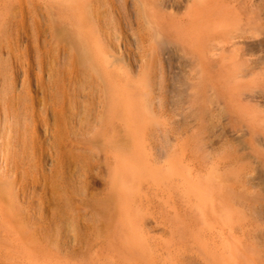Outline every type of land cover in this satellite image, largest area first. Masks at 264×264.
Instances as JSON below:
<instances>
[{
	"label": "rangeland",
	"instance_id": "1",
	"mask_svg": "<svg viewBox=\"0 0 264 264\" xmlns=\"http://www.w3.org/2000/svg\"><path fill=\"white\" fill-rule=\"evenodd\" d=\"M226 3L216 13L227 20L229 38L233 12L242 14L247 33L225 46L206 42L205 55L195 25L203 6L194 0H88L91 23L58 0H0V39L6 40L0 46V178L12 185L20 212L6 216L0 230V264H143L126 258L128 239L144 248L151 264H165V245L174 235H165L169 207L157 197V215L146 217L145 207L123 197L124 183L131 198L138 190V182L122 176L130 170L125 162L137 156L136 135L139 155L152 153L146 158L153 167L165 169L172 155L187 149L195 151L199 178L213 169L230 175V209L245 218L236 226L248 235L249 254L264 264V35L256 33L264 26V0ZM75 26L84 34L95 29L106 61L95 64L101 73L78 60ZM114 87L130 97V109ZM19 97L27 98L24 105ZM165 138L175 141L173 154L159 150ZM125 210L144 217L125 216ZM195 213L184 217L189 241L202 230ZM191 220L199 226L189 228ZM167 256L173 262L179 255Z\"/></svg>",
	"mask_w": 264,
	"mask_h": 264
},
{
	"label": "bare ground",
	"instance_id": "2",
	"mask_svg": "<svg viewBox=\"0 0 264 264\" xmlns=\"http://www.w3.org/2000/svg\"><path fill=\"white\" fill-rule=\"evenodd\" d=\"M58 1H61V3L67 5L74 13L76 12V14H74V13L73 14L77 16V18L79 19L80 22L85 21L87 18L90 19V17H93V16L89 15L90 14L89 12H91V15L93 13H92V10H90V6L88 5V0H58ZM194 1H196L199 5L203 6V9L200 13L199 20H198L197 24L194 23L195 25H197L198 34L200 37L199 41L196 42V45H197V47L201 53H205L207 51L206 50L207 49L206 48V42L209 43V42L217 41V44H219L220 46H225L226 44L231 43L233 41V39L235 42L236 39L244 38V36L246 35L247 32L243 28L244 26L242 23L243 22L242 14H240V13L238 14L236 12L235 13L233 12L232 14H230V20H232V24H230V26H231V30H232L233 34L232 35L230 34V38H229V36H228L229 29L227 30V28H226V26H228L226 23L227 20L225 21L224 18L219 17L218 16L219 14L217 15V13H216V7L218 8V7L222 6L223 4H225V2H227L229 4V2H232V0H194ZM198 7L200 8V6H198ZM195 8H197L196 5H195ZM198 11H199V9H198ZM242 11H244V10L242 9ZM238 12H239V8H238ZM72 18H74V17H72ZM195 18H197V17L195 16ZM191 19H193V17ZM90 20H91L90 23L93 22L92 19H90ZM86 24L89 26L87 21H86ZM260 27H261V29L258 28L256 33H260V34L264 35V29H263L264 26H263V28H262V26H260ZM79 28L80 29H78V26H77L76 29H78V30L75 31L76 33L78 32V34H79L78 39L74 36V38H76L74 40V48L76 50L77 58L80 62H83V64L86 63L87 65L91 66V68L93 66L94 70L96 69L95 72L96 71L99 72L100 69L95 68V64H97V66H99L98 63L104 62L103 64H105L106 61H105V54L103 53L104 50H102V45H100L101 43L99 44V40L97 38L93 39L92 34L96 35V32L92 33V31H95V29H93L92 31L90 30L89 34H84L82 32L84 27H83V29H82V27H79ZM224 28H226V30H224ZM221 29H223V33L225 35H220V33H222V32H220ZM85 31H88V30L85 29ZM217 32H219V34H217V36L215 38L209 37V35L212 37ZM235 32H236V34L234 35ZM161 34H162V40H160V41L165 42L166 40L165 39L163 40L165 35L163 34V32ZM207 37H209L210 39H207ZM197 39L198 38H196V40ZM227 39H229V41ZM263 39H264V37H263ZM3 42L5 43L6 40L3 41V39H0V46L3 45L2 44ZM164 42H163V46L165 47L167 42H165V45H164ZM191 44L192 43H189V45H191ZM236 45H238V44L235 43V46ZM11 46H12V44H10V47ZM10 47H9V49H10ZM166 47H168V46L166 45ZM10 52L11 51H8V53H10ZM214 52H215L214 50H209V54H210L209 56L214 57L215 56ZM4 55H5V53H4ZM199 55H200V53H199ZM205 55H207V52ZM221 63H223V62H221ZM203 67H205V65H203ZM93 68L91 70H93ZM205 71H206V69H205ZM236 71H237V69L233 68L229 72H232L234 74V73H236ZM100 73H101V71H100ZM232 73H230V74L232 75ZM97 74H99V73H97ZM15 75H16V73H15ZM103 75L104 74H101V76H103ZM208 75H209V72H208ZM107 76H108V74H107ZM188 82H190V81H188ZM113 84L117 85L116 83H113ZM113 89H116V90L119 89L116 92L119 91L118 93L121 96H122V92H123V97H120V98H123V101L125 103L124 107L125 108L127 107L128 109H130L132 101L131 102L129 101L130 97H128V96L126 97V92L124 91V89L122 87H118V88L114 87ZM110 91H111V88H110ZM108 94H110V92ZM111 97H113V95ZM25 99H27V98L24 97L21 99L19 97L18 102H17L18 105L19 106L24 105ZM28 100H30V99H28ZM11 101H12V99H11ZM144 101H141V102L144 103ZM149 101H147V102L149 103ZM141 102L139 101V104H141ZM145 104H146V102H145ZM144 106L145 105H143L142 107L144 108ZM146 106H148V105L146 104ZM116 107H117V105L114 108H116ZM151 110H152V108H151ZM139 114H141V113H139ZM142 114H143V112H142ZM143 116H145V115H143ZM141 118H142V116H141ZM251 118H253V117H251ZM129 119H131V118H129ZM143 121L145 122L144 119H143ZM127 123H129V122H127ZM138 128H136V129H138ZM140 129L141 128H139V131H140ZM166 129L167 128H165V130ZM8 131H9V129H8ZM136 133H137V131H136ZM153 133L154 132H152V134ZM166 133H165V135L167 137ZM149 135H150V133H149ZM135 137H136V141H135V145H134L135 149H136L135 156L136 155L137 156L136 157L133 156L132 158L127 160V162H125V165L130 170L127 172H124L122 174V176L126 179L132 178L136 182H138V190H137V192H135V194L133 196L134 198H131V196H129V195H131V189H129V187L126 186L127 183L126 184L124 183V185L122 187V190L124 189L123 190V192H124L123 197H125V200L128 197H130V201H131V199L136 200V202L139 204V205L137 204L138 207H145L146 210H144V208H142V210L145 211L144 216H146V215L147 216H155V214H156L155 208H157V207H155L156 202H157V197L161 199L159 201H162V203H165V206L167 205L169 207L167 214H165V235H167L169 230H173L174 235L171 236L172 239L170 240V242L167 245H165V251L163 250L165 252V257H164L165 258V264H184V263L188 264V261L192 258L202 259L203 264H258L256 262V257H258V255H255L256 256L255 257L253 254H249L250 250L249 251L247 250V242H245L247 240V238L245 240V237L248 235H246L245 237L242 236V234L240 233L241 231L240 230H239L240 232L238 231L239 226H238V228L236 226V224L239 223V221H241V223H242V220L244 221V219H245L244 218L242 220H239L240 219L239 216L243 215V213H242L243 211L240 209L238 210L239 207H237L236 210H238V212L239 211H242V212L238 213L236 211V214H235L230 209V204H231V202L234 201V200L231 201L230 197H229V196L233 195L232 191L229 194V190H228L231 187V186L228 187L230 185V184H228V178H231L230 175L227 176L228 178L227 177L225 178L224 175L226 173L224 174V172H223V176H222L221 175L222 172L220 173L219 170H217V169H213L210 172H207L208 169L207 170L205 169L208 175L206 176V174H205L206 177L205 178L203 177L204 179L199 178L198 173L200 172V166H199V163H198L199 161L197 160V157L195 158V156H194V155H196L195 151H194V155L192 154V152L188 151L187 149H186V151L184 150V152L182 153V152H179L180 150H179L178 146H177V148L179 150L178 152L182 153V155L180 157L177 158V155H174V156L172 155V157L170 159L168 158L169 160L165 164V169H159L160 167L157 168L156 166L153 167V166H151L152 164L150 165V162H149V160H151V159L148 160L146 158L147 156H150L152 153L150 155H147L144 158H141L142 155L140 156L139 153L141 152L140 148L142 145L138 139V135H136ZM176 138L178 139V137H176ZM132 139H133V137H132ZM146 139H147L146 142H148L149 138H146ZM156 139H158V138H156ZM140 140H142V139H140ZM144 140H145V138H144ZM150 140H152L151 137H150ZM164 140H165V142L163 143L164 145L163 144L160 145L159 150H162V151L163 150L164 151L165 150H172L171 154H173V148H175V147L172 148V146L175 143V141H174V143L172 142L173 144L171 143L172 144L171 145L169 142L170 140L168 141L166 138ZM10 141H11V139L7 143L8 147H10L12 144ZM147 144L149 145V143H147ZM188 145H189V143H188ZM147 148L151 149L152 147L149 145V147H147ZM145 149L146 148H144V151L147 152L148 150L146 151ZM157 152H155V153H157ZM175 152H177V151H175ZM148 153L149 152H147L146 154H148ZM160 154H161V152H160ZM171 154H170V156H171ZM153 156H151V157H153ZM125 159L126 158H124V160ZM210 159H212V158H210ZM154 161H155V159H154ZM205 161L207 162V160H205ZM213 161H214V159H213ZM210 162H212V160ZM218 162L219 161H217L216 163H218ZM121 163H124V162L121 161ZM207 163H209V162H207ZM211 164L215 166L214 163H211ZM211 164H209V165H211ZM200 165H202V164H200ZM218 165H219V163H218ZM218 165L216 164L217 167H218ZM222 165L223 164L221 161V166ZM214 166H212V167H214ZM221 166H220V169H223V168H221ZM185 167L187 169H185ZM203 172H201V173H203ZM119 173H120V171H119ZM201 175L203 176V174H201ZM227 175H228V172H227ZM3 180H4L3 178H0V230L3 227L4 220H6L5 219L6 216H8V215L13 216L14 214H16V216H18L20 214L16 204L14 203L15 202V200H13L14 196H13V194L11 195L12 191L10 192V190L12 189L10 187H12V185L11 184H10L11 186L9 185L10 182L8 183L7 182L8 180H6V181L5 180L3 181ZM122 180H123V178H122ZM132 184H134V183H132ZM128 186H129V184H128ZM132 186H134V185H132ZM16 190H17V188H16ZM135 190H136V187H135ZM121 193H122V191H121ZM231 193H232V195H231ZM231 198L234 199L233 196ZM183 202H185V203H183ZM234 203H233V205H234ZM134 206L135 205H133V207ZM235 206H233V207H235ZM123 209H125V208H123ZM193 209H194V211H193ZM137 210H141V209H137ZM192 212L193 213L196 212L194 214L195 216L193 217V219L196 217V218L201 220V222L199 223L198 219L197 220H195L196 218L194 219L200 225V227L202 229L200 232L199 231L200 227H199V230H197V231H199V233L198 234H196V233L192 234L195 241H192V240L189 241L188 239L185 238V236L188 234H185V236H184V233H185L184 228L185 227H183L184 224L185 225L187 224L185 222L186 221L185 218L187 217L186 215L187 214L193 215ZM131 213L132 212H130L128 210L123 211V214L125 216H135V217L139 216V218L143 216L142 212H141L142 214L138 212V213H136V215H131ZM237 213L239 215H237ZM172 214L178 215L179 217H176L175 219L170 221L169 216ZM13 218H15V217H13ZM153 218H155V217H153ZM136 219L141 220L138 218H136ZM193 221L191 220V222L188 224L189 228H191V229H192V227L195 228L196 226H199L197 223H194ZM131 223H129V224H131ZM124 224H125V222H124ZM239 225L241 227V224H239ZM245 226H246V224H245ZM171 228H173V229H171ZM244 229H241V230L244 231ZM244 232H242V233H244ZM169 234H171V232H169ZM243 235H245V234H243ZM187 238H188V236H187ZM137 239H138V237H137ZM184 240H186V241L184 242ZM122 245L130 246V247H128V249L129 248L130 249L127 250V254H125V255L130 256V257H126V258H131L133 260L134 259H140L141 261H143V262H141L143 264H151V261L147 257V254L144 253L145 251L143 252L144 248L143 249L141 248V250H140L139 245H137L135 242L132 243L128 239V240H126V242H123ZM250 247H251V245H250ZM122 248H124V247H122ZM163 248L161 247L160 250H162ZM160 250H158V251L160 252ZM163 253H162V255H164ZM170 253H173L174 255H179V256H175L173 258L174 261L169 262L166 259L168 257L167 255ZM252 253H254V252L252 251ZM137 264H140V263H137Z\"/></svg>",
	"mask_w": 264,
	"mask_h": 264
}]
</instances>
